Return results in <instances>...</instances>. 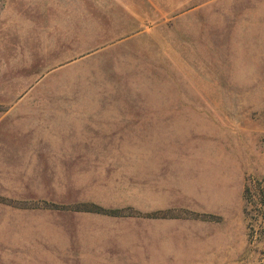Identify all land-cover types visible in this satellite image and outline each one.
Instances as JSON below:
<instances>
[{"label":"rangeland","instance_id":"rangeland-1","mask_svg":"<svg viewBox=\"0 0 264 264\" xmlns=\"http://www.w3.org/2000/svg\"><path fill=\"white\" fill-rule=\"evenodd\" d=\"M0 264H264V0H0Z\"/></svg>","mask_w":264,"mask_h":264}]
</instances>
